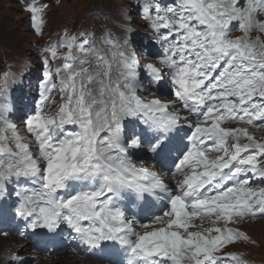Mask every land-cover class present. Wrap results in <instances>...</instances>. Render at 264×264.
Instances as JSON below:
<instances>
[{
  "label": "snow or ice",
  "instance_id": "obj_1",
  "mask_svg": "<svg viewBox=\"0 0 264 264\" xmlns=\"http://www.w3.org/2000/svg\"><path fill=\"white\" fill-rule=\"evenodd\" d=\"M47 7L24 3L38 36ZM132 7L151 33L139 53L128 24L123 39L64 32L40 49L35 103L19 116L3 74L0 200L14 195L28 228H66L110 264H248L227 249L264 218V138L249 130L264 129V0Z\"/></svg>",
  "mask_w": 264,
  "mask_h": 264
},
{
  "label": "rangeland",
  "instance_id": "obj_2",
  "mask_svg": "<svg viewBox=\"0 0 264 264\" xmlns=\"http://www.w3.org/2000/svg\"><path fill=\"white\" fill-rule=\"evenodd\" d=\"M26 2L27 0H24V3ZM24 3L19 0H0V66L7 55L13 56L19 64L35 60L34 43L40 55L41 48L49 42L60 39L64 32L77 35L87 29L97 36L103 32H110L113 37L123 39L125 32L122 26L128 24L133 27L130 42L136 47L138 53L142 38L146 33L151 34L143 27L144 22L139 19L136 10L132 7V0H40V3H47L48 7L45 11L44 35L38 36L31 27L30 13L24 11ZM125 12L132 13V20L138 23L127 21ZM235 35L240 34L235 33ZM19 58L23 59L18 61ZM29 78L34 80L32 76ZM159 94L156 93V95ZM32 95H28L27 101ZM144 98L152 99L153 96L148 95ZM56 99L59 100V97L57 96ZM55 110L54 105L52 111ZM20 127L23 129V125ZM147 155L149 158V154ZM257 226L258 228L253 225L251 229L259 235L261 244L254 245L251 253L264 259V224L260 223Z\"/></svg>",
  "mask_w": 264,
  "mask_h": 264
},
{
  "label": "bare ground",
  "instance_id": "obj_3",
  "mask_svg": "<svg viewBox=\"0 0 264 264\" xmlns=\"http://www.w3.org/2000/svg\"><path fill=\"white\" fill-rule=\"evenodd\" d=\"M157 96H159V95H157ZM253 130H256V129L253 128ZM147 154H149V156H150V153H147V151L141 152L139 154L144 159V163L143 164H145V165H143V166L148 167L151 170L155 171V169L158 168V165L160 163L157 160H155V159L147 158L148 157ZM162 179L165 182L174 183L171 180L170 175L168 174V172H165V173L162 174ZM42 240H44V239L42 238ZM22 242H23V239H19L17 237H14V238L0 237V264H6L7 260H6L5 257L8 256L7 255L8 250L19 248V245ZM19 254H20V252H19ZM51 259L43 260L45 262L39 263V264H94L93 262H90V261H87V260H83V262L82 261H76V260H73L71 257L61 258L60 260H56L54 262H52L53 260H51ZM33 262L34 261H29L26 264H33Z\"/></svg>",
  "mask_w": 264,
  "mask_h": 264
}]
</instances>
